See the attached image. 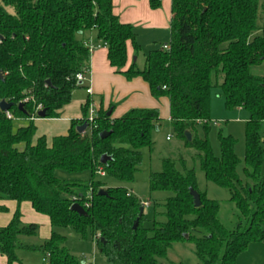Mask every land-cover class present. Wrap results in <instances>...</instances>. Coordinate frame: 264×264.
Instances as JSON below:
<instances>
[{
    "label": "trees",
    "instance_id": "trees-1",
    "mask_svg": "<svg viewBox=\"0 0 264 264\" xmlns=\"http://www.w3.org/2000/svg\"><path fill=\"white\" fill-rule=\"evenodd\" d=\"M161 1L148 0L152 9ZM171 12L168 48H152L143 53L141 66L135 59L124 69L127 42L133 44L135 58L140 46L132 25L114 14L112 0H0V101L11 103L12 115L8 118L0 109V198L30 202L51 225L48 239L28 243L24 238L35 235L39 226L24 223L17 208L9 223L0 226V255L7 264L19 261L20 250L49 254V264H82L58 230L66 227L82 237L89 233L104 264H163L160 258L181 241L192 242L201 264H236L250 243L264 239V73L251 71L264 66V0H171ZM91 29L107 46L117 72L128 79L142 77L153 96L168 98L175 135L195 150L205 179L229 192L238 212L233 228L220 221V202L199 190L196 169L187 167L182 156L163 158L161 169L149 173L150 192L169 193L154 201L161 210H154L150 226L144 224L139 197L124 185L95 177L101 168L104 176L134 181L142 148H152V133L160 125L157 108H132L117 118H111L110 108L99 109L88 124L87 98L82 118L72 120L67 134L50 143L45 136L34 139L31 116L43 110L44 118L58 117L73 91L83 86L76 75H89L91 50L80 35ZM214 77L225 108L240 107L247 114L242 174L234 138L218 131L220 155L208 139ZM17 118L28 124L14 130ZM85 121L86 130L78 132ZM103 131L108 134L101 136ZM57 169L88 170L91 176L88 181L61 179ZM190 189L198 192L199 206ZM74 203L86 215L72 210Z\"/></svg>",
    "mask_w": 264,
    "mask_h": 264
},
{
    "label": "rangeland",
    "instance_id": "rangeland-1",
    "mask_svg": "<svg viewBox=\"0 0 264 264\" xmlns=\"http://www.w3.org/2000/svg\"><path fill=\"white\" fill-rule=\"evenodd\" d=\"M7 11L13 12L11 7H6ZM144 47V46H143ZM139 57L137 64L141 65L143 61L142 51L138 54ZM134 57V56H133ZM253 73H264V66L252 67ZM214 87L210 94V117L211 127L208 132V139L212 146V150L215 155H220V146L217 138V133L221 130L224 134H230L235 140L234 151L240 163L238 165V172L242 174V168L244 165V152H245V123L243 120V112L237 109L228 110L224 106V99L221 95L220 88L215 85V77L213 78ZM73 94V98H85L86 93L83 88L76 89ZM161 117L162 111L160 112ZM89 112L87 113V117ZM214 122H216L214 124ZM28 124L26 118L14 119V130L19 126H25ZM199 134L202 135L201 130ZM261 134L264 138V123L262 125ZM167 136L170 138L167 139ZM153 145L152 148H142V164L135 174L133 182H121L115 178L96 174L97 179L106 181L109 185H124L128 189H132L133 193L141 199L142 202H148V206H144L145 226H150L152 223L154 210H161L158 206L154 205V201L160 202L169 193L163 191L150 192L149 190V173L151 171H159L161 169V160L165 157L178 158L182 156L185 158L187 167H194L196 169L197 185L199 190L206 191L207 196L213 199H217L220 202L219 219L227 227L233 228L238 220L237 209L235 205L229 200V192L226 188H222L207 181L201 171L198 161L194 158L195 150L189 147H185L183 141L179 139L168 120L163 117L160 121V125L152 133ZM19 147L23 144H19ZM264 146V144H263ZM264 172V167H263ZM57 177L61 179H79L88 181L91 174L88 170L82 172H68L63 169H57L55 171ZM34 214L38 217L30 222L38 224L39 229L33 236L24 238L28 243L38 244L43 242L48 237L47 218L41 213ZM29 219L30 218L28 214ZM38 219V220H36ZM45 220V221H44ZM59 232L66 236L65 245L70 252L82 263V264H104V258L97 249L96 243L91 235L88 233L86 237H82L72 228H60ZM23 264H44L46 255L40 251H23L21 253ZM264 258V239L258 242L250 243L249 247L244 250L237 258L236 264H260ZM163 264H201L194 254V246L190 241L176 242L169 249L166 257L160 258Z\"/></svg>",
    "mask_w": 264,
    "mask_h": 264
},
{
    "label": "crops",
    "instance_id": "crops-1",
    "mask_svg": "<svg viewBox=\"0 0 264 264\" xmlns=\"http://www.w3.org/2000/svg\"><path fill=\"white\" fill-rule=\"evenodd\" d=\"M112 10L118 16L120 22L132 25L142 56L148 50L159 47L169 41V27L172 17L171 0H162L160 7L156 9L150 7L148 0H112ZM80 37L87 45L93 47L90 51L89 78L80 87L85 90L86 97L82 99L73 98V94L77 91L75 89L72 93L71 101L59 110L58 117L36 118L34 120L36 126L34 139L39 136H45L47 142L50 143L54 136L67 134L72 120L82 118V108L87 98H89L90 103H94L97 111L110 108L111 118L121 117L132 108H157L159 115L162 111V116L169 120L168 98L166 96H153L148 83L142 77L136 76L128 79L122 73L117 72L110 65L107 58V46L98 39L95 29L82 33ZM126 49L127 63L124 69L131 63L133 56L135 57L134 46L131 41L127 42ZM87 86L90 88L91 93L86 92ZM236 109L243 112L245 123L246 112L240 107ZM163 117L160 115L161 120ZM130 191L133 192L132 189ZM0 206L4 207V209H0V226L9 223L17 208L20 209L24 223H30V220H35L38 217L32 212V210H35L28 201L18 204L12 199L3 197L0 198ZM28 214L30 218H33L29 219ZM44 216L47 218L46 223L49 235L46 239H48L51 233V225L49 218L46 215ZM23 251H18L19 261H15L12 264H23L21 258ZM0 264H7V259L3 255H0ZM260 264H264V258Z\"/></svg>",
    "mask_w": 264,
    "mask_h": 264
},
{
    "label": "water",
    "instance_id": "water-1",
    "mask_svg": "<svg viewBox=\"0 0 264 264\" xmlns=\"http://www.w3.org/2000/svg\"><path fill=\"white\" fill-rule=\"evenodd\" d=\"M135 59L136 58L133 57V61ZM0 77H1V74H0ZM10 107H11V103L6 102L5 100H1L0 101V109L2 111H8ZM18 107H19L20 110H22V104H19ZM38 117L39 118H44V111L43 110L38 112ZM86 128H87V122L85 121L81 125H78L76 127V130L81 133V132H84L86 130ZM107 134H108V132L103 131L101 133V136H106ZM185 136H186L187 140L191 139V134L189 132H185ZM106 159H107V157L105 155H103L101 157V162H105ZM100 193H105V191L104 190H100ZM190 193L193 196L195 206H199L200 205V197H199L198 192L196 190H194V189H190ZM71 209L74 210L75 212H77L79 215H86L85 209L78 203H74L71 206ZM142 212H143V207L140 208V214H142ZM136 226H137V223H135L133 227H136Z\"/></svg>",
    "mask_w": 264,
    "mask_h": 264
},
{
    "label": "built area",
    "instance_id": "built-area-1",
    "mask_svg": "<svg viewBox=\"0 0 264 264\" xmlns=\"http://www.w3.org/2000/svg\"><path fill=\"white\" fill-rule=\"evenodd\" d=\"M163 49H167L168 48V44L167 43H165V44H162V46H161ZM89 48H90V50H92V46H89ZM76 78H77V80L78 81H81V82H85V81H88V75H87V72H83V73H78L77 75H76ZM86 92L87 93H91V90H90V88L87 86L86 87ZM36 110H41V105H38L37 106V108H36ZM88 112H89V116L87 117V122H88V124L89 123H91L93 120H94V118L97 116V109L95 108V105H94V103H90L89 104V107H88ZM5 114H6V116L8 117V118H12V115H11V113L9 112V111H5ZM36 118H38V116H34V115H32L31 116V119H33V120H35ZM212 122V121H211ZM216 122H214V124H215ZM170 137L169 136H167V139H169ZM97 173L98 174H101V175H103L104 174V172L102 171V169L101 168H99L98 169V171H97ZM87 197H89V194L87 193V195H86ZM141 203H142V206L144 207V206H148L149 205V203L148 202H142L141 201ZM49 254H46V258L44 259V264H49Z\"/></svg>",
    "mask_w": 264,
    "mask_h": 264
}]
</instances>
